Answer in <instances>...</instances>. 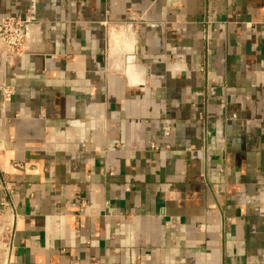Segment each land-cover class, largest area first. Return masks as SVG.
<instances>
[{"label":"crops","instance_id":"crops-1","mask_svg":"<svg viewBox=\"0 0 264 264\" xmlns=\"http://www.w3.org/2000/svg\"><path fill=\"white\" fill-rule=\"evenodd\" d=\"M4 15L30 22L0 55V264H264V0Z\"/></svg>","mask_w":264,"mask_h":264},{"label":"built area","instance_id":"built-area-1","mask_svg":"<svg viewBox=\"0 0 264 264\" xmlns=\"http://www.w3.org/2000/svg\"><path fill=\"white\" fill-rule=\"evenodd\" d=\"M29 22L30 19L27 16L4 15L0 17V55H18L21 53L26 40V26ZM13 94L14 90L10 85L3 86L1 98L4 103L10 102ZM150 148L153 151L160 150L155 142L150 143ZM1 206L8 207V202L2 200ZM3 213L0 211V224L3 225L7 239L13 230L6 216L5 218L2 217Z\"/></svg>","mask_w":264,"mask_h":264}]
</instances>
